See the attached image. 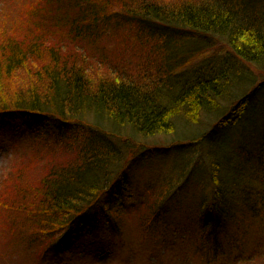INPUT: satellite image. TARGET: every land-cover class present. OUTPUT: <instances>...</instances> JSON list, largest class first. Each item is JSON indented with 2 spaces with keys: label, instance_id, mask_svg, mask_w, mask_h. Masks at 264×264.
<instances>
[{
  "label": "trees",
  "instance_id": "16d2710c",
  "mask_svg": "<svg viewBox=\"0 0 264 264\" xmlns=\"http://www.w3.org/2000/svg\"><path fill=\"white\" fill-rule=\"evenodd\" d=\"M205 1L8 0L0 7V116L38 125L32 130L35 136L42 130L39 124L46 123L50 127L43 137L52 136L56 145L35 154L23 165L26 172L16 171L7 188L5 184L0 188V212L21 213L24 206L33 209L29 221L37 229L27 236L29 245L44 235L55 237L61 232L65 239L78 223L83 225L81 217L93 204L98 207L110 188L109 201L99 204L103 213H98L108 217L105 228L110 236L121 238V228L131 223L134 212L127 210L121 190L112 194V189L125 178L121 175L124 152L133 150V138L147 142L175 135L174 152L196 145L207 149L206 172L214 191L210 201L206 197L201 202L200 227L209 231L206 235L217 230L226 233L224 222L231 220L229 229L235 232L228 234V244L236 247L260 212L264 222V191L251 195L253 189L243 168L231 166L220 155L227 156L232 149V153L249 158L247 151L242 153V140L232 146L231 134L264 92V81H257L255 70L264 71V20H247L246 12L232 2ZM54 7L60 8L62 17L57 24L42 26L49 34L36 38L37 26L29 28L31 19L43 14L42 21H47L46 11ZM113 14L120 15L119 26L135 29L129 46L147 53L136 54L138 65L128 74L119 68L111 76H92L62 48L76 47L80 40L92 47L107 38L98 28ZM216 36L225 40L224 50L230 54H208ZM188 38L194 40L187 48ZM89 52L100 49L89 48ZM194 56L200 59L191 64ZM99 60L105 65L109 62L102 56ZM226 109H232L231 115ZM218 115L219 120L201 136L180 135L204 124L206 116ZM103 129L124 137L123 141L116 144L99 137L98 130ZM32 171L40 172L32 187L20 188L23 176ZM148 187L152 201L158 195ZM170 188L164 186L160 200L168 198ZM140 215L136 213L137 224L144 227L146 224H140L145 218ZM62 244L68 247V243ZM242 253L235 259H245Z\"/></svg>",
  "mask_w": 264,
  "mask_h": 264
},
{
  "label": "rangeland",
  "instance_id": "374dc122",
  "mask_svg": "<svg viewBox=\"0 0 264 264\" xmlns=\"http://www.w3.org/2000/svg\"><path fill=\"white\" fill-rule=\"evenodd\" d=\"M6 1L8 0H0V7H3ZM18 1L33 3L38 0ZM224 2H232L237 8L242 9L243 13L246 12L247 20L256 17L264 20V0H224ZM54 8L57 11L52 8L46 11L47 21H42L43 14L31 19L29 28L37 26L36 38L44 33L49 34L48 29L42 26L57 24L62 17L61 12L58 11L60 8ZM117 21H120L118 14L109 15L108 19L105 17L103 26L98 29L105 31L108 37L96 42L94 46L91 47L87 42L80 40L76 47H63L62 50L69 52L70 58L82 65L92 76L95 74L101 77L111 76L110 73H117L119 68L128 74L127 71L138 65L139 58L136 54L147 52L135 46L136 51H134V48L129 46V38L135 29L126 24L119 26ZM191 40L194 39H187V48ZM212 42L214 44L208 54L214 52L221 55L230 54L228 49L224 50L227 48L224 39L216 36ZM89 48L100 49V52L90 53ZM189 53L188 51L187 54ZM101 56L109 61L106 65L99 60ZM199 59V56H194L190 59V63L196 64ZM255 70L257 81H264V71L259 68ZM250 108L245 119H242L231 134L234 142L232 146L239 145L242 140V153L247 151L250 159L232 153V149L228 151L227 156L223 152L220 155L229 160L231 166L243 168L242 171L250 179L247 184L253 189L250 193L252 195L264 191V182L262 183V180L264 181V92H260ZM226 110L227 115H231L232 109ZM219 116L212 118L206 116L210 121L206 119L204 124L185 129L180 135L186 132L191 139L197 138L206 132V127L219 120ZM42 123L39 124L42 130L35 136L32 130L38 125L17 118L0 116V188L4 184L7 188L9 178L12 181L16 171L26 172L23 170L25 167L23 165L31 161L35 154L56 147L52 136L43 137L45 130L50 126ZM104 128L110 130L108 127ZM108 130H98L97 135L117 141L116 144L123 141L124 137L112 134ZM177 137L159 136L147 142L133 138L130 143V148L133 149L130 153L133 155L130 156L128 151L124 152L126 162L123 164L121 175L126 179L119 180L112 189V194H118V190H121L119 194L125 201L127 210H132L135 216L133 213L129 219L132 220L131 223L121 228V238L110 236L105 228L108 217H102L98 213V210L103 213L99 204L109 201L111 188L98 201V207L93 204L81 217L83 225L78 223L77 229L70 231L65 239L61 232L55 237L44 235L36 243L29 245L27 236L37 229L36 226H31L29 221L33 209L24 206L21 213L2 210L0 264H261L264 261L262 212L259 213L260 218L254 220L248 232L239 239L236 247L228 244L229 235L235 232L233 228L229 229L231 220L224 222L227 226L226 233L217 230L218 233L206 235L209 231L200 227L202 226L199 217L201 202H205L203 198L206 200V197L210 201L214 191L205 165V161L210 158L207 159V149H200L198 145L191 147V150L189 147L174 152L171 149L174 145L172 140ZM183 137L187 136L183 135ZM244 161L247 162L243 164ZM32 172L23 176L20 188H24V185L28 186L27 188L32 187V182H35L34 176L40 173ZM30 174L33 175L26 178ZM228 183L231 184L230 180ZM148 185H151L156 191L155 195H158L152 201L148 199L146 192ZM164 186H171L170 192L167 191V199L165 197L160 200L164 195L162 191ZM114 199L118 200L115 197ZM239 204L236 203L240 208ZM246 204L243 207L244 212H246ZM136 213L143 215H140L141 218H145L144 223L140 224H146L144 227L137 224ZM63 242L68 243V247L64 248ZM242 250L245 259L236 260V256Z\"/></svg>",
  "mask_w": 264,
  "mask_h": 264
}]
</instances>
